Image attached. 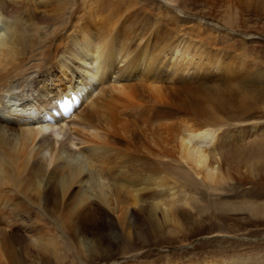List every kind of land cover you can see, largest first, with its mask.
Returning a JSON list of instances; mask_svg holds the SVG:
<instances>
[{
    "label": "rangeland",
    "instance_id": "rangeland-1",
    "mask_svg": "<svg viewBox=\"0 0 264 264\" xmlns=\"http://www.w3.org/2000/svg\"><path fill=\"white\" fill-rule=\"evenodd\" d=\"M30 1L34 3L35 12L30 11ZM113 1L115 0H7L10 8L20 11L24 19L25 16H32L36 25L39 24L37 37L46 44L48 41L45 38L55 37L50 50H54L61 37L73 31L76 21L79 26L86 23L94 30L100 27L99 21L103 22L102 27L107 21L114 23L115 16L121 14L122 8L118 10L114 7ZM116 3L124 6L128 2L116 0ZM56 6H63V11L57 10ZM123 13L119 16V35H116L115 41L119 43L120 39L128 36L130 57L124 63L119 62L113 66L114 70L107 74L102 86L97 83L95 89L89 90L92 96L80 99L72 107L69 119L55 124V131L58 132L57 146L88 149L95 143L112 139L113 134L105 135L102 131L96 137L95 131L88 129L85 123L81 124L79 115L82 116L83 111L93 113L98 108L91 109L92 101L99 100L101 104L100 102L112 97L116 99L120 94L111 86L131 85L134 86L133 89L139 90L138 99H144L143 105L124 109L126 100H116L117 105L113 108H117V113L124 110V122L121 121V124L124 123V129L131 132L114 137L120 140L117 146L126 152L119 154L118 158L111 156L108 159L109 172L111 176L135 177L139 173L148 174L150 170H161V175L167 174L164 176L170 180L156 190L155 186H137L134 191L137 204H131L130 200L133 199L129 200L131 203L128 201L129 208L123 220L124 215L119 217L121 210L118 207L125 203H118L121 197L117 198L112 194V180L105 178L104 181L110 186L109 193L113 202L109 207L100 204L109 213L105 217V224L94 223V235L80 236L86 243L89 241L94 250L83 258L75 255L73 248H68L67 243L69 235L75 231L71 226L77 219L79 221L85 217L73 208L71 196L67 194L59 201L61 197L53 194L45 197L42 194L36 204L33 199L32 203L19 193L8 192V200L0 204V228L7 238V242L3 244L5 254L3 253L0 264H202L210 260H225L230 263L239 258H242L241 261H233L234 264H264V0H136ZM92 14L98 16L97 23L93 22ZM162 21L168 27L149 36L150 25L158 26ZM166 39L180 42V47L188 45L190 52L195 54L189 70L185 68V71H181L184 68L182 64L173 73L171 67L175 62L167 51L157 73L152 77L144 78L134 68H131L130 73L127 72L126 66L134 59L137 44L141 47L149 41L148 50L152 52L155 42L160 47ZM25 49V53L29 54L30 50ZM208 57H217L222 68L207 67ZM199 59L201 61L198 63L202 64L200 70L194 64ZM37 62L36 58H32L27 65ZM77 66L80 64L70 62V81L60 75L56 67L51 66L48 69L50 76L47 87L55 93L64 81L77 84ZM44 69L37 67L26 72L25 76L33 88L28 92L26 101L44 97L43 92L35 91L41 85L36 80ZM154 79L163 88L160 96L171 105L172 112H176V115L162 120H155L152 116L154 114L150 108L159 97L148 88L147 83ZM99 87H102V93L96 96ZM53 92L48 93L45 99L53 102ZM163 103L156 102L155 105L163 106ZM194 108L200 111L199 115ZM0 116L3 115L0 113ZM9 118L13 120L15 116ZM206 120H218L221 124L218 140L221 145L214 147L215 150L212 148L214 151L210 149L212 152L209 150L212 155L216 152V158L209 154L211 161L219 158L217 151L235 155L228 156L226 166L219 167L224 179L214 186L203 183L200 176L178 162L173 139L180 123L198 125ZM45 136L49 139L53 137L50 131ZM248 149L259 150L254 154L262 155L261 159L247 153ZM44 156L45 159L49 158L51 150L45 148ZM43 160L39 155L33 158V162L42 166L45 164ZM216 164V161L213 162V165ZM78 187V184H74L70 190L76 191ZM167 187L171 189L167 191ZM154 192H160L161 196L164 194L162 198H165L166 203L157 208L155 216H149L145 206L148 202H154L149 198ZM249 204L257 208L250 212L247 209ZM167 205L172 206V211L164 217L163 208L168 207ZM132 211L137 213L136 216L132 215ZM15 228L18 231L13 232ZM39 234L44 235V238L53 237L56 241L59 246L58 255L61 256L59 263L51 259L50 263V253L39 251L33 245V240L38 239ZM41 257H47V262Z\"/></svg>",
    "mask_w": 264,
    "mask_h": 264
},
{
    "label": "bare ground",
    "instance_id": "bare-ground-1",
    "mask_svg": "<svg viewBox=\"0 0 264 264\" xmlns=\"http://www.w3.org/2000/svg\"><path fill=\"white\" fill-rule=\"evenodd\" d=\"M135 1L136 0H127L128 3L121 6L118 4L119 2L116 3L115 0L113 1V6L118 10H121L122 8L121 14L118 13L120 16L123 15L124 10L129 8V5L132 6V2ZM29 4H31L30 11H34V3L30 1ZM63 9V6L57 7V10L63 11ZM92 15H94L93 22L97 23L98 16H96V14ZM119 16H115V22L113 18L114 23L107 21L103 27V22L99 21L100 27H97V30L92 29L91 26L85 25L86 23L79 26L80 24H76V21L73 25V31H71V33L69 32L67 36L61 37V41L54 46V50H50L55 37L51 36L45 38L48 41L46 44L43 39L37 37V31L39 29V26L37 25L39 24L36 25V23L32 20V16H25L24 19V16H22L20 11L10 8V3H8L7 0H0V113L4 116H0V194H2L0 196V204L4 200H8V196L6 195L8 192L16 194L19 193L30 199L31 202V199H33V201L35 200L36 204L42 194L45 195V197L51 194L61 197L59 201H61V199L68 194L72 198V206L76 209V212L78 210V213L85 215L84 219L80 218L79 221L77 219V222L71 226L75 231H72L73 233L71 232V234L69 233L70 235L67 240L69 245L68 248L72 247L75 255L82 256V258L85 255L91 254L94 250L89 241L86 243L80 236L84 234L90 236L94 235L92 232L93 226H95V224L104 225L105 217L109 216V213H107L102 206H100V204H102L109 207L113 202L111 193H109L110 186L106 181H104L105 178H110L112 180V194L117 196V198L121 197V199L118 200V203H125L118 207V209L121 210L119 217L124 215L123 220L129 208V205L127 204L128 201L133 199L130 200L132 203L130 201L129 202L132 205L137 204L135 201L136 194H134L137 186H155L157 188H153L156 190L158 187L163 186L168 180H170L165 177L167 174H164L165 176L161 175V170H148L149 173L145 171V173L148 174L142 175L139 173V175L137 174L138 176L135 175V177H127V175L117 174V176H111L109 172V165L107 164L108 159H110L111 156L117 157L119 154L126 152L125 150H122L123 148L121 149L117 146L120 144V140L114 137L116 135H120L121 133L131 132L124 129V123L121 124V121L124 122V117L122 116L124 110L117 113V108H113L114 105H117L115 103L116 100H126L125 104L123 103L124 109L134 105H136V108L143 105V98L138 99L137 94L140 95V93H138L139 90L133 89L134 86L131 85L126 86L117 84L111 86L120 94L116 99L112 97L108 101L100 102L101 104H99V100L96 102L91 100V109L98 108L95 109L93 113L87 114L86 111H83L84 114L82 116L79 115L81 124L85 123L88 129L95 131L94 135H96V137L99 135L98 132L102 131L105 135H110V133L113 134L114 136L112 139L95 143L88 149H72L69 147L66 148L57 146L58 132L55 131V124L69 119L72 107L80 99L83 100L88 96H92L90 95L89 90L94 88L97 83L102 86L108 77L107 74H110V72L114 70L113 66L115 67L119 62L124 63L128 57H130L129 54L131 51H129L130 47L127 41L128 36L126 39L123 37L125 40H122L123 38L121 37L122 39H120L119 43H116L115 41L117 38L116 35H119L117 26L120 20ZM47 17H49V15H47ZM102 18H104V16ZM73 19L75 20L76 18ZM116 20L118 21L116 22ZM104 22H106V20ZM166 24L163 21L159 22L158 26L151 24L149 36L151 33H156V31L163 30L164 27H168ZM181 33L184 34V32ZM139 38L140 37H138V39ZM179 43L166 39L159 47L157 42H155L154 47L157 50L154 49L152 52L148 50L149 41L141 47L137 44L138 49L136 55L126 66L128 68L127 72L130 73L132 71L131 68H134V70L137 69L139 72L138 74L144 78L152 77L151 75L157 73L159 68L158 66L162 64V57L167 51L169 52L168 55L170 54V56H172L173 62H175L171 67L173 69V73L175 70H179L182 64H184V68L181 71H185V68L189 70V64H192L195 54L190 52L188 45L183 44L180 47ZM61 45L63 46L62 48L60 47ZM25 48L30 50L29 54L27 52L25 53ZM165 56L164 58H166ZM201 57L202 56H200V59ZM32 58H36L38 62L33 63L32 65H27L28 61ZM177 59H179V61H177ZM200 59L196 63L193 62L198 70L202 68V64L198 63L201 61ZM207 59V67H215L216 69L222 68L217 57L215 59L208 57ZM73 61L80 64V66H77L79 71V81L74 85L64 81L61 84V88L56 89L54 93L51 88L47 87V81L50 76V71L48 69L51 66L56 67L59 70L60 75L70 81L71 79L68 77V73L70 71L69 65L70 62ZM141 66H143V68H141ZM37 67L39 69L42 67L45 68V72L41 70V74L39 75L40 77L36 80V83H40L41 85L37 88L35 87V91L43 92L42 94H44V97L39 96L38 99L33 98L30 101H26V98L29 95L28 92H31L33 88L25 75L31 68ZM28 75H30V73ZM147 84L148 88H150L159 97L157 100H154V105L150 108V111L154 114L152 115L154 119L162 120L164 117L176 115V112H172L173 109L171 105L169 106V104L164 101L162 96H160V91L163 89H161L160 84L157 83L155 79ZM52 92L53 94L51 96L53 102L45 99V96ZM101 93L102 87H99L95 94H97L96 96H99ZM156 102L159 104H162L163 102L165 103H163V106H157L155 105ZM194 111L197 115H199V110L194 108ZM10 116H15L13 119L15 122L9 118ZM214 117L216 116L214 115ZM14 124L17 125L14 126ZM60 127H62V125ZM220 130L221 124L218 120H206L198 125L180 123L175 135L173 136L175 150L178 155L177 159H179L178 162L184 164L190 171L193 172V174L198 175V177L200 176L199 178L202 179L201 181L208 184V186H214L219 183L220 180L224 179L222 173L223 171L221 172L219 167H223L224 165L226 166V162L229 159L228 156L231 157L232 154H225L216 150L219 158L211 161L210 155H212V151L210 149L221 145L220 141H218ZM48 131L51 132V135L53 136L52 139L46 138L45 134ZM246 147L248 148L249 146L247 145ZM246 147H244V149H246ZM45 148L51 150V156L47 159H45L44 156ZM209 150L211 152H209ZM113 151L115 152L112 153ZM258 151L259 150L250 149L247 153H251L254 157H259L257 158L259 160L262 155L260 156L254 154ZM38 155L44 159L43 161L45 164L43 166L42 164L33 162V158ZM233 155L234 154H232V156ZM213 158L216 157L214 156ZM215 161L217 164L213 165V162ZM50 165L51 170L48 172ZM247 167L250 169L249 166ZM253 167L254 169L257 168L256 166ZM74 184L79 185L76 191L70 190ZM169 189H171V187L166 188L167 191ZM150 192L152 193V191ZM154 193L152 196H149V198L152 201L154 200V202H148L147 206H145L150 213L149 216H155L157 208L162 207V205L166 203L164 200L165 198H162L164 194L161 196V194H159L160 192ZM31 194H33V196ZM92 198L94 200H92ZM171 199H173V197H171ZM114 208L115 207L113 206L112 209ZM256 208L250 204L247 206V209L250 212ZM170 211H172L171 205L164 207L163 216L167 217ZM131 213L133 216H136L137 214L134 211ZM16 231H18L17 228L13 229V232ZM6 242L7 238L0 228V262H2V255L4 253L3 244ZM33 245L37 246L39 251L44 250L50 253L49 255L51 258H48L50 263L51 260L55 263L60 261L61 256L58 255L59 246L53 237L44 238V235L41 236L39 234V238L33 240ZM45 258L47 259V257H43L44 260ZM40 259H42V257ZM241 259L239 258L235 261L232 260L230 263L225 260H210L202 264H234V262L241 261ZM80 260L78 262H80ZM45 261L47 262V260Z\"/></svg>",
    "mask_w": 264,
    "mask_h": 264
}]
</instances>
